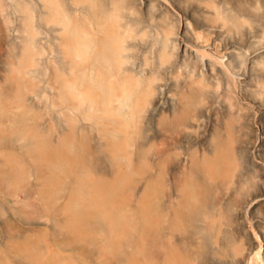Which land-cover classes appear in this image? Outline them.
<instances>
[{
    "label": "bare ground",
    "instance_id": "1",
    "mask_svg": "<svg viewBox=\"0 0 264 264\" xmlns=\"http://www.w3.org/2000/svg\"><path fill=\"white\" fill-rule=\"evenodd\" d=\"M33 1L52 16L60 0H0V264H264V101L243 113L207 85L244 74L223 56L264 37V0H144L181 13L208 66L147 78L148 101L119 70V0H70L90 5L56 29L52 119L27 108L34 44L6 36Z\"/></svg>",
    "mask_w": 264,
    "mask_h": 264
},
{
    "label": "rangeland",
    "instance_id": "2",
    "mask_svg": "<svg viewBox=\"0 0 264 264\" xmlns=\"http://www.w3.org/2000/svg\"><path fill=\"white\" fill-rule=\"evenodd\" d=\"M57 4L59 8L50 16L47 12L46 14L42 12L33 1L27 29L22 32L15 30L13 34L6 35L14 46L22 43V40L34 44L30 91L34 92L36 98L27 108L31 110L29 113L36 110L45 112L51 119L52 116H60V105L54 97L52 98L49 84L51 73L60 67L61 51L58 44L59 33L56 29L63 26L66 18L64 15L75 14L79 17L81 9L90 5L89 2L70 0H60ZM168 10L154 6L148 9L144 0H119L111 6L112 18L119 25V31L124 33L123 58L119 62V70L138 81L136 86L141 89L140 99L146 98L147 101L150 98L147 92L149 89L153 90V85L149 86L147 81L149 77L153 78L154 84L159 85L177 69L180 77L203 76L208 71V66L199 62L192 54L183 51L181 13L172 8ZM19 23V20L9 19L7 24L17 27ZM127 24L128 27L125 29ZM166 32L168 38L165 40ZM223 60H231L236 67H240V71L241 69L244 71V74L233 75L224 81L217 75L207 85L211 89L221 90L224 85L229 84L228 91L225 88L227 92L224 97L243 113L258 108L264 101V93L261 90L264 85V37L243 40L238 45L236 53L230 55L225 53ZM0 95L7 99L11 91H2ZM242 97L252 100H243ZM51 101H54L53 107ZM82 111L81 115L84 113Z\"/></svg>",
    "mask_w": 264,
    "mask_h": 264
}]
</instances>
